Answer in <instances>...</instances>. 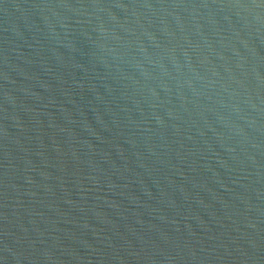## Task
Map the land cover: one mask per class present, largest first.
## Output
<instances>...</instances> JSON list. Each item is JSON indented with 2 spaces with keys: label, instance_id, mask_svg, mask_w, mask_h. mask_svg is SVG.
I'll use <instances>...</instances> for the list:
<instances>
[{
  "label": "water",
  "instance_id": "95a60500",
  "mask_svg": "<svg viewBox=\"0 0 264 264\" xmlns=\"http://www.w3.org/2000/svg\"><path fill=\"white\" fill-rule=\"evenodd\" d=\"M0 264H264V0H0Z\"/></svg>",
  "mask_w": 264,
  "mask_h": 264
}]
</instances>
